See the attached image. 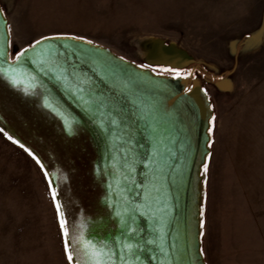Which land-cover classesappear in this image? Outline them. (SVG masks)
I'll list each match as a JSON object with an SVG mask.
<instances>
[{
  "label": "water",
  "instance_id": "obj_1",
  "mask_svg": "<svg viewBox=\"0 0 264 264\" xmlns=\"http://www.w3.org/2000/svg\"><path fill=\"white\" fill-rule=\"evenodd\" d=\"M8 31V20L0 6V42ZM72 36L51 35L52 39L41 41L34 52L28 53L30 59L39 61L48 58L41 49L51 48L58 63L67 68L66 81L41 71L40 63L32 64L29 60L25 67L38 77L42 85L37 87L38 93L48 95L54 105L80 121L74 133L65 132L60 118L42 107V95H25L3 79H0V128L31 149L45 165L44 173L51 174L47 180L51 179L56 187L73 248L81 253L77 258L85 264L84 225L89 228L102 225L98 230L107 234L112 230V212L123 204V186L115 189L114 169L109 163H114V155L119 159L122 153L118 144L109 148L105 136L89 120L76 99L78 94L69 85L75 87L78 81H84L86 98L89 93L102 98L109 106L107 110L113 115L120 113L129 124L135 121L143 125L145 120L155 117L161 155L155 166H136L137 183L146 184L150 192V207L136 213V226L143 229L145 238L151 236L156 240L152 247L163 249V253L156 252L157 259L151 264H207L199 254L201 184L210 152L211 136L207 129L213 110L200 80L193 77L197 67L193 58L171 43L160 39L152 42L147 58L153 64L191 68L190 76L177 78L157 74L108 47L71 39ZM7 50L10 57V46ZM109 183L114 185L111 191ZM109 194L108 202L113 203V209L105 202ZM143 195L141 190L138 204Z\"/></svg>",
  "mask_w": 264,
  "mask_h": 264
},
{
  "label": "rangeland",
  "instance_id": "obj_2",
  "mask_svg": "<svg viewBox=\"0 0 264 264\" xmlns=\"http://www.w3.org/2000/svg\"><path fill=\"white\" fill-rule=\"evenodd\" d=\"M0 6L8 20L10 39L19 47L55 33L84 36L164 75L172 74L146 55L154 40L171 43L191 55L197 65L193 76L206 90L215 117L210 121V152L203 172L201 229L207 230L209 208L212 210L216 199V184L209 183V176L221 160L223 122L247 99L264 96V0H0ZM227 241L229 247H238L237 255L217 257L206 235L203 251L209 264H228L227 260L264 264V248L252 250L232 236ZM0 264H68L47 177L36 160L3 132Z\"/></svg>",
  "mask_w": 264,
  "mask_h": 264
},
{
  "label": "snow or ice",
  "instance_id": "obj_3",
  "mask_svg": "<svg viewBox=\"0 0 264 264\" xmlns=\"http://www.w3.org/2000/svg\"><path fill=\"white\" fill-rule=\"evenodd\" d=\"M54 36L67 37L68 34L55 33ZM52 38L40 36L39 40H32L31 43L25 44L24 47H19L18 44L10 39V30L6 32L2 42H0V79L5 80L9 86L22 91L25 95H42L37 92V87L42 86L38 77L25 67V64L30 60L32 64L40 63L41 71L54 74L57 80L66 81L68 79L67 68L58 63V59L51 48L41 49L42 53H47V59L42 57L38 61L37 59H30L28 56L29 51L34 52L41 41L46 42ZM71 39L92 43V41L86 40L84 36H72ZM8 46H11L14 52V57L12 58L9 57ZM157 66L177 78L191 75V70L183 71L179 67ZM141 67H145V65H141ZM148 67H151V65H148ZM153 71H155V68H153ZM84 83V81H78L77 86L73 87L70 84L69 87L78 94L76 99L80 102L85 113L88 114L89 120L105 136L109 148L112 149L117 144L120 145L119 152L122 155L119 159L114 155V163L111 161L109 163H112L114 169L112 181L115 183V189H120L121 185L123 186V192L121 193L123 204L117 206L119 210L112 212L114 217L112 230L105 234L104 231L98 230V228L103 227L102 225H94L91 228L88 225H84L86 231L82 248L84 249L85 264H151V261L157 259L156 252L160 251L163 253V249L152 247V245H156V240L151 236L145 238L142 235L143 229L136 226V213H139L142 208L150 207V192L146 184L137 183L138 169L136 166L140 164L147 168L150 165L155 166L157 164V157L161 155L159 151L160 140L157 138L158 124L155 117L145 120L144 116L140 117V119L145 120L143 125L136 124L135 121L131 124L127 123V118L121 116L120 113L113 115L111 111L107 110L109 106L102 98L93 97L90 93L88 98H86ZM185 91H191V89H185ZM41 103L43 108L60 118L65 132L69 135L74 133L76 126L80 123L75 116L66 114L58 105H54L48 95H42ZM150 111H154V109ZM145 115L148 114L146 113ZM214 119L215 117L213 116L212 120ZM212 130V127L207 129L209 133ZM0 132H3L9 140L24 148L42 169L45 168L40 158L31 149L26 148L20 140L9 135L3 128H0ZM150 141L151 143L149 144ZM205 168H207V165H205ZM50 175L48 171H45L46 177ZM140 175L145 176V173H140ZM107 186L110 191L114 189L113 183H109ZM49 187L52 199L56 204L60 228L64 235V252L68 264H81V260L77 258L81 253L73 248L72 234L66 226V216L60 201L57 199L56 187L53 186L51 179H49ZM141 190L144 193L143 200L138 204L137 200L141 199ZM133 193H136L135 197L132 196ZM110 200L111 194L106 197L105 202L109 209H113V203L108 202ZM201 224H203V221H201ZM199 254L203 255V249L200 250Z\"/></svg>",
  "mask_w": 264,
  "mask_h": 264
},
{
  "label": "crops",
  "instance_id": "obj_4",
  "mask_svg": "<svg viewBox=\"0 0 264 264\" xmlns=\"http://www.w3.org/2000/svg\"><path fill=\"white\" fill-rule=\"evenodd\" d=\"M246 101L223 122L221 160L209 176L216 199L207 230L201 229V249L207 235L217 257L237 255L238 247L226 244L231 236L252 250L264 248V96Z\"/></svg>",
  "mask_w": 264,
  "mask_h": 264
},
{
  "label": "trees",
  "instance_id": "obj_5",
  "mask_svg": "<svg viewBox=\"0 0 264 264\" xmlns=\"http://www.w3.org/2000/svg\"><path fill=\"white\" fill-rule=\"evenodd\" d=\"M230 72V71H229ZM228 72V73H229ZM219 75H214L213 77H218ZM202 176H204V173L202 172ZM201 191H202V194H201V213H202V210H203V203H204V196H205V192H204V185H203V181H202V184H201ZM202 217V215H201ZM202 221V220H201Z\"/></svg>",
  "mask_w": 264,
  "mask_h": 264
},
{
  "label": "flooded vegetation",
  "instance_id": "obj_6",
  "mask_svg": "<svg viewBox=\"0 0 264 264\" xmlns=\"http://www.w3.org/2000/svg\"><path fill=\"white\" fill-rule=\"evenodd\" d=\"M189 70H191V68L189 69ZM196 70V68L194 69V71ZM158 74V73H157ZM162 75H164V74H162ZM194 75V74H193ZM168 76H173V77H175L174 75H168ZM194 77V76H193Z\"/></svg>",
  "mask_w": 264,
  "mask_h": 264
},
{
  "label": "bare ground",
  "instance_id": "obj_7",
  "mask_svg": "<svg viewBox=\"0 0 264 264\" xmlns=\"http://www.w3.org/2000/svg\"><path fill=\"white\" fill-rule=\"evenodd\" d=\"M147 55V54H146Z\"/></svg>",
  "mask_w": 264,
  "mask_h": 264
}]
</instances>
